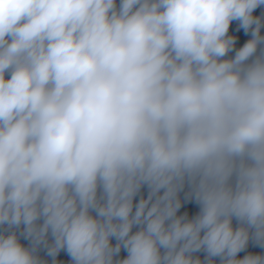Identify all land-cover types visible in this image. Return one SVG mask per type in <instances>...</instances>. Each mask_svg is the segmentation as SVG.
Masks as SVG:
<instances>
[{
  "label": "clouds",
  "instance_id": "obj_1",
  "mask_svg": "<svg viewBox=\"0 0 264 264\" xmlns=\"http://www.w3.org/2000/svg\"><path fill=\"white\" fill-rule=\"evenodd\" d=\"M0 264H264V0H0Z\"/></svg>",
  "mask_w": 264,
  "mask_h": 264
}]
</instances>
